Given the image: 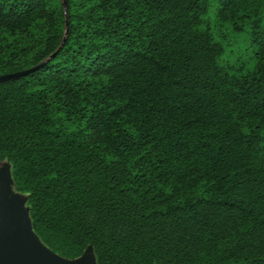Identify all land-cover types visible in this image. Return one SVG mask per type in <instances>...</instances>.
<instances>
[{
  "label": "trees",
  "instance_id": "1",
  "mask_svg": "<svg viewBox=\"0 0 264 264\" xmlns=\"http://www.w3.org/2000/svg\"><path fill=\"white\" fill-rule=\"evenodd\" d=\"M3 75L0 161L52 253L264 264V0H0Z\"/></svg>",
  "mask_w": 264,
  "mask_h": 264
},
{
  "label": "water",
  "instance_id": "2",
  "mask_svg": "<svg viewBox=\"0 0 264 264\" xmlns=\"http://www.w3.org/2000/svg\"><path fill=\"white\" fill-rule=\"evenodd\" d=\"M12 77L14 76H0V82ZM9 193L8 183L0 187V264H65L68 260L52 253L46 247L53 255H45L36 249L40 241L32 231L31 225L30 227L26 225L25 213L21 210L22 203L17 204L16 196L10 197ZM20 219H23L25 228L20 227L18 232L10 233L9 229L15 226ZM81 260H85L86 263L88 261L86 256ZM74 264L83 263L79 261Z\"/></svg>",
  "mask_w": 264,
  "mask_h": 264
},
{
  "label": "rangeland",
  "instance_id": "3",
  "mask_svg": "<svg viewBox=\"0 0 264 264\" xmlns=\"http://www.w3.org/2000/svg\"><path fill=\"white\" fill-rule=\"evenodd\" d=\"M213 25L215 26V23H213ZM228 41H230L231 44L230 46H228V44L224 42V45H226L227 47L225 49L224 55L221 57L220 60L221 63L226 61L229 64H234V63L238 64L239 62H247L252 53L248 33L247 32H242L239 34L228 33ZM10 171L11 169L9 163L5 161H0V187H2V185L4 186L5 183H8L10 190L9 196L10 197L16 196L15 199L16 203L17 204L22 203L21 210L22 212L25 213L26 225L30 227V218L28 214V205L26 203V195L15 192L13 190V181L11 179ZM23 222H24L23 219H20L15 226L9 229V232L16 233L19 231L20 227L24 229L25 227ZM38 246L39 247H37L36 249L41 251L43 254L45 253V255H50V256L53 255L52 253L48 252V250L45 248V246L42 243L39 242ZM85 256L87 257L88 264H96L91 249H88L85 255L82 256L81 258L74 261H65L66 262L65 264H74L75 262H79V261H81L83 264H87L85 260H81Z\"/></svg>",
  "mask_w": 264,
  "mask_h": 264
}]
</instances>
